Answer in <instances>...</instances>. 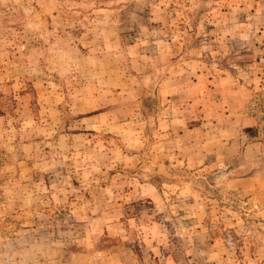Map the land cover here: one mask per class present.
<instances>
[{"label":"rangeland","instance_id":"374dc122","mask_svg":"<svg viewBox=\"0 0 264 264\" xmlns=\"http://www.w3.org/2000/svg\"><path fill=\"white\" fill-rule=\"evenodd\" d=\"M0 264H264V0H0Z\"/></svg>","mask_w":264,"mask_h":264}]
</instances>
